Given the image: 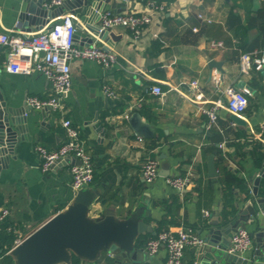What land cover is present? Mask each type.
Here are the masks:
<instances>
[{
  "label": "crops",
  "instance_id": "obj_1",
  "mask_svg": "<svg viewBox=\"0 0 264 264\" xmlns=\"http://www.w3.org/2000/svg\"><path fill=\"white\" fill-rule=\"evenodd\" d=\"M117 1L119 11H141L146 6L144 0ZM111 2L105 9H112ZM164 6L139 38L126 27L112 28L121 38L108 45V50L116 54L110 66L90 58L73 60L72 90L65 106L93 157L95 176L89 186L98 196L91 204L90 216H100L112 208L118 218L124 219L137 211L155 231L142 235L146 242L160 225L172 230L189 226L206 239L211 220L218 217L224 223L253 196L254 179L264 160V138L254 135L264 121V66L256 69L253 63L246 67L242 64L245 52L264 55V0L258 5H254V0H174ZM40 8L32 0H0V32L31 36L66 13L63 10L54 16H43L38 13ZM83 28L86 29L85 24ZM87 37V33H81L76 44L87 45ZM212 40L223 41V46L213 47ZM94 41L101 46L107 44L101 39ZM212 59L222 62L221 70L209 65ZM4 60L2 51L0 101L14 108L26 107L28 124L25 138L18 134L14 151L6 153L9 158L0 170V208L10 209L0 225V264L5 256H10L13 264L10 249L15 234L10 227L30 234L71 204L77 190L72 185L71 159L59 160L44 171L37 150L38 145L54 150L66 140L60 112L30 108L26 103L32 95L46 97L51 82L35 72H8ZM193 81L204 93L201 100L196 97ZM155 85L161 86L164 94L151 92ZM105 86L117 96H108ZM228 86L250 91L243 115L246 125H238L230 118L225 93ZM217 102L219 118L209 126L204 108ZM134 111L150 123L154 137H141L134 132L127 120ZM217 143L223 145L217 147ZM216 148L221 151L215 157L219 175L210 177L207 160ZM254 148L257 153L262 151L261 160L252 154ZM149 157L160 161L159 176L152 183H147L142 173ZM164 161L170 163L167 176L160 173ZM177 174L190 175L186 190H178L167 182L168 176ZM236 177L244 178L249 190L237 189L235 205L225 212L224 186L235 183ZM259 188L264 190V178ZM246 228L252 232L255 221L249 219ZM146 242L139 245L143 247L141 264H167L166 248L162 246L150 255ZM196 248L186 247L183 264H196ZM239 256L249 264H264V249L254 239L252 246ZM98 257L100 262L80 258L79 264H113V257L106 250Z\"/></svg>",
  "mask_w": 264,
  "mask_h": 264
},
{
  "label": "water",
  "instance_id": "obj_2",
  "mask_svg": "<svg viewBox=\"0 0 264 264\" xmlns=\"http://www.w3.org/2000/svg\"><path fill=\"white\" fill-rule=\"evenodd\" d=\"M32 1L41 6L38 13L43 16H54L63 10H66L64 14H71L77 26L75 40L81 33H87L90 43L95 39H101L107 43L103 47L109 49L108 45L121 38V35L116 34L112 28H100L101 13L111 0H65L58 9L43 7L42 0ZM259 3L260 0H254V5ZM119 5L117 0H112L111 7L114 11ZM29 11L34 10L30 8ZM61 19L62 16L53 19L48 28ZM84 24L86 29L83 28ZM221 63L212 59L209 65L221 70ZM240 85L244 86V83L241 82ZM248 87L251 89L250 85ZM230 118L238 125L247 124L246 118L239 114L232 113ZM127 120L137 135L146 138L155 136V130L139 111L132 112ZM27 129L26 107L14 108L0 101V170L9 158L6 153L14 151L18 134L25 138L24 132ZM216 145L219 147L220 143ZM217 153L216 148L208 156L210 177L219 175L215 160ZM161 167L160 173L169 175L170 163L164 161ZM262 178L264 160L254 179L253 196L246 200L244 207L233 217H226L224 223H220L218 217L210 221L212 226L205 239L209 244L195 246L198 254L196 264H249L246 258L228 250L234 233L242 227L246 228L249 219L256 223V228L250 231L254 243L264 249V190L259 188ZM97 194L88 184L79 187L71 204L57 212L11 249L13 264H70L74 255L87 260L98 259L100 262L101 258L98 256L104 250L113 257V264H141L140 254L143 247L139 246V241L143 234H154L153 227L140 218L137 211L124 219L118 218L112 208H107L100 216H90L91 204Z\"/></svg>",
  "mask_w": 264,
  "mask_h": 264
},
{
  "label": "built area",
  "instance_id": "obj_3",
  "mask_svg": "<svg viewBox=\"0 0 264 264\" xmlns=\"http://www.w3.org/2000/svg\"><path fill=\"white\" fill-rule=\"evenodd\" d=\"M64 1L42 0V5L47 9H53L61 6ZM144 1L146 6L141 11L126 9L117 12L110 8L104 9L101 13L100 28L123 26L130 29L135 38H139L144 27L165 8L164 4H159L154 0ZM76 32L77 26L72 15L63 14L60 22L31 36H23L9 31L0 32V52L5 53L4 67L8 72L24 74L35 72L44 75L51 82L50 91L46 97L32 95L27 98L26 103L30 108H50L60 112L63 115L62 124L65 128L66 140L54 150H49L42 145H38L37 150L44 171H48L55 162L70 158L72 185L77 190L84 184H91L95 176V167L92 154L87 149L84 139L71 117L67 116L65 101L72 90V62L77 58H90L105 66H110L116 60V54L94 40L87 45H77ZM211 45L213 47L223 46V41L212 40ZM257 55V51L243 53V66L246 67L253 63L256 69L262 68L264 55ZM216 81L219 83L218 79ZM192 84L197 99L201 100L204 96L203 91L197 81H193ZM104 90L110 97L117 96V93L109 86H105ZM150 91L158 95L164 94L159 85L153 86ZM225 93L228 110L243 116L249 105V89L228 86ZM219 106L220 103L217 102L204 108L209 118V126L217 123ZM254 135L256 138H264V121L260 123L259 129ZM222 145L220 144V146ZM159 169V159L156 157L147 158L142 166L145 181L147 183L154 182L159 176ZM167 182L178 190H184L191 183V177L189 174L171 175L167 177ZM9 214V207L0 208V225ZM10 229L15 234L12 249L28 234L21 232L16 226L10 227ZM204 244H206L205 238L197 234L193 228L181 225L177 230L169 228L159 230L146 242L145 249L150 255H153L164 246L167 250V264H183L185 249L188 245L202 246ZM252 244L253 237L250 231L242 227L234 233L228 250L231 253L242 255Z\"/></svg>",
  "mask_w": 264,
  "mask_h": 264
},
{
  "label": "trees",
  "instance_id": "obj_4",
  "mask_svg": "<svg viewBox=\"0 0 264 264\" xmlns=\"http://www.w3.org/2000/svg\"><path fill=\"white\" fill-rule=\"evenodd\" d=\"M154 1H156L159 4L168 5L169 3L173 2L174 0H154ZM154 145L156 146V144H154ZM154 145H151V146L154 147ZM220 152L221 151L218 150L217 154H219ZM252 152H253L252 154H254V156H255V158H257V160H261L262 151H259L257 153V149L254 148L252 150ZM237 189H238V191H248L249 190V185L244 178L236 177L235 183L231 184V183L227 182L225 184V186H224V199H223V210L225 212H227L230 207H233L235 205V202L237 200V197H236L237 196V194H236ZM260 190H262V189H260ZM164 228H166V227L160 225L158 227V231L161 229H164ZM145 242H146V239L141 238V240L139 241V245H144ZM79 263H80V258H78L77 256L74 255L72 258V264H79ZM2 264H12L11 257L5 256L2 259Z\"/></svg>",
  "mask_w": 264,
  "mask_h": 264
}]
</instances>
